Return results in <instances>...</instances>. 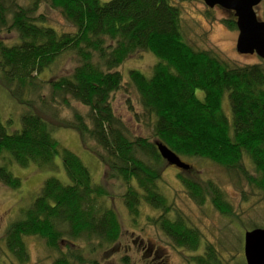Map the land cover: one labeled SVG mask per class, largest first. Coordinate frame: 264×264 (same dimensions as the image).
<instances>
[{
    "label": "trees",
    "instance_id": "trees-1",
    "mask_svg": "<svg viewBox=\"0 0 264 264\" xmlns=\"http://www.w3.org/2000/svg\"><path fill=\"white\" fill-rule=\"evenodd\" d=\"M190 1L0 0V81L7 96L23 106L19 125L0 111V184L16 190L21 179L9 166L47 168L55 157L67 177V183L45 179L6 231L5 247L14 263H29L28 237L46 239L58 253L51 264H97L96 254L120 237L118 214L105 204L109 192L54 139L60 126L75 131L82 145H94L105 180L119 182L134 223L147 206L159 214L145 215L146 221L159 225L173 247L194 253L190 262L245 264L203 242L160 188L164 161L155 141L181 159H204L238 173L264 204V64L233 65L213 50L188 44L180 5ZM261 4L258 17L264 21V0ZM43 9L60 14L72 30L57 31ZM234 20L232 15L223 22L236 30ZM2 31L10 39H3ZM139 52H150L157 61L149 75L131 69L125 81L119 68ZM65 56L73 66L57 77L54 65ZM128 85L139 108H132L135 122L145 119L151 139L133 136L113 111V95ZM71 101L85 110L72 109ZM59 107L70 115L62 116ZM191 168L187 172L193 175ZM181 181L195 204L209 198L220 213L234 215L212 181L198 183L188 176Z\"/></svg>",
    "mask_w": 264,
    "mask_h": 264
},
{
    "label": "rangeland",
    "instance_id": "rangeland-1",
    "mask_svg": "<svg viewBox=\"0 0 264 264\" xmlns=\"http://www.w3.org/2000/svg\"><path fill=\"white\" fill-rule=\"evenodd\" d=\"M99 1L104 3L110 0ZM180 9L184 39L191 46L198 49L213 50L221 58L237 66L262 62L264 64V60L256 55H240L236 52L237 29L229 30L223 22L225 19H232L230 12L219 7L208 9L202 0L183 3L180 5ZM262 9L263 6L260 4L256 9L258 15H261ZM43 13L48 19V24L57 31L68 32L72 30L71 25L60 14L48 9H43ZM1 34L3 39H10L4 31ZM156 61V57L152 53L139 52L130 56L119 69L127 81L129 70L135 69L149 75ZM72 66L71 58L62 57L54 65L53 75L58 77ZM0 88L2 89L0 111L4 118H11L16 121L23 106L17 105L14 99L7 96L4 90L5 86L1 81ZM123 89L125 90H120L113 95L114 113L122 119L133 136L151 139L149 124L145 122V119L142 118L139 123L135 122L132 108L139 110L135 103V92L130 85ZM196 94L200 95V92L197 91ZM225 101L227 102V99ZM70 105L72 109L81 112L85 110L74 101H71ZM59 109L62 116H69L71 113L68 108L59 107ZM17 125H19V119H17ZM11 127H15V123ZM55 127L54 139L63 148L80 158L89 169L93 183H102L106 187L109 197L105 204L113 208L119 217L120 237L113 246L104 248L96 254L97 264H124V261L127 264H194L189 260V257L194 254L173 247L159 225H150L144 217L148 214L156 217L159 213L142 205L140 211L142 216L137 219V222H133L120 197L122 190L119 182L105 180V166L96 156L97 149L94 145L84 146L75 131L62 129L60 126ZM53 160L52 166L47 168H39L34 165L26 168L18 167L15 164L9 166L12 174L21 179V186L16 190H11L0 184V264H16L14 263L15 259L10 257L5 247L6 231L14 221L22 216L23 210L34 199L43 181L49 177H54L62 183H67V177L61 167L59 157H55ZM182 161L192 166L193 175H190V172L177 169L165 160L160 170V188L163 189V193L170 201L171 208L179 211L190 225L198 229L203 242L216 244L219 246L218 250L225 256L234 255L244 261L243 233L254 227L264 229V204L258 202L252 189L246 185L238 173H229L217 164L204 159L183 158ZM187 176L198 183L210 180L219 186L232 207L234 215L220 213L214 208L209 198L203 205L195 204L181 181V177ZM172 214L174 215V213ZM25 242L30 261L24 264H51L58 256V253L42 237H28L25 238ZM91 245H96V242H91ZM60 247L65 249L64 245ZM104 250L107 251L102 253Z\"/></svg>",
    "mask_w": 264,
    "mask_h": 264
},
{
    "label": "water",
    "instance_id": "water-1",
    "mask_svg": "<svg viewBox=\"0 0 264 264\" xmlns=\"http://www.w3.org/2000/svg\"><path fill=\"white\" fill-rule=\"evenodd\" d=\"M208 9L219 7L232 13L238 31L235 50L240 55H256L264 60V21L256 9L263 0H202ZM162 158L176 168L187 170L189 165L162 143L155 142ZM245 264H264V229L254 228L243 234Z\"/></svg>",
    "mask_w": 264,
    "mask_h": 264
},
{
    "label": "clouds",
    "instance_id": "clouds-1",
    "mask_svg": "<svg viewBox=\"0 0 264 264\" xmlns=\"http://www.w3.org/2000/svg\"><path fill=\"white\" fill-rule=\"evenodd\" d=\"M180 158V157H179ZM181 159V158H180ZM182 160V159H181ZM184 162V161H183ZM185 163V162H184ZM187 164V163H186ZM188 165V164H187ZM177 169H179V168H177ZM179 170H182V169H179ZM182 171H187V170H182Z\"/></svg>",
    "mask_w": 264,
    "mask_h": 264
}]
</instances>
